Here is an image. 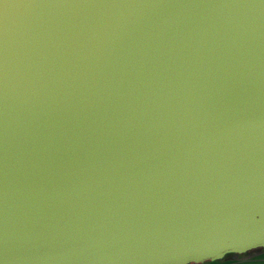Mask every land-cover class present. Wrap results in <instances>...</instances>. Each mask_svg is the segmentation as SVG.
I'll list each match as a JSON object with an SVG mask.
<instances>
[{
	"label": "water",
	"instance_id": "95a60500",
	"mask_svg": "<svg viewBox=\"0 0 264 264\" xmlns=\"http://www.w3.org/2000/svg\"><path fill=\"white\" fill-rule=\"evenodd\" d=\"M259 248L264 0H0V264Z\"/></svg>",
	"mask_w": 264,
	"mask_h": 264
},
{
	"label": "rangeland",
	"instance_id": "374dc122",
	"mask_svg": "<svg viewBox=\"0 0 264 264\" xmlns=\"http://www.w3.org/2000/svg\"><path fill=\"white\" fill-rule=\"evenodd\" d=\"M204 264H264V248H259L245 254L235 257L225 258L215 262H206Z\"/></svg>",
	"mask_w": 264,
	"mask_h": 264
},
{
	"label": "snow or ice",
	"instance_id": "6c2138e0",
	"mask_svg": "<svg viewBox=\"0 0 264 264\" xmlns=\"http://www.w3.org/2000/svg\"><path fill=\"white\" fill-rule=\"evenodd\" d=\"M228 251H231V249H228ZM222 256L220 255H211V256H202V257H192L189 258L190 261H195L196 264H200V262L204 259H221Z\"/></svg>",
	"mask_w": 264,
	"mask_h": 264
},
{
	"label": "flooded vegetation",
	"instance_id": "af4514ba",
	"mask_svg": "<svg viewBox=\"0 0 264 264\" xmlns=\"http://www.w3.org/2000/svg\"><path fill=\"white\" fill-rule=\"evenodd\" d=\"M237 255H240V254H228L225 258L227 259V258H229L230 256H231V257H235V256H237ZM225 258H224V259H225Z\"/></svg>",
	"mask_w": 264,
	"mask_h": 264
}]
</instances>
